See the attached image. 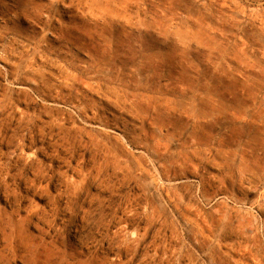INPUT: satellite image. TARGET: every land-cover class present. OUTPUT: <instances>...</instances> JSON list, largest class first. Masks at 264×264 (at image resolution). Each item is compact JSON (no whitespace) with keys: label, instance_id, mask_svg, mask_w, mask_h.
<instances>
[{"label":"rangeland","instance_id":"374dc122","mask_svg":"<svg viewBox=\"0 0 264 264\" xmlns=\"http://www.w3.org/2000/svg\"><path fill=\"white\" fill-rule=\"evenodd\" d=\"M0 264H264V0H0Z\"/></svg>","mask_w":264,"mask_h":264}]
</instances>
